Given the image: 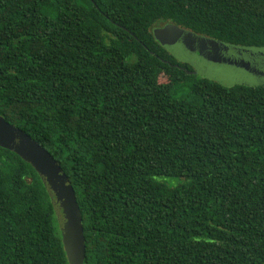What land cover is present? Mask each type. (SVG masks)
<instances>
[{"label":"trees","instance_id":"16d2710c","mask_svg":"<svg viewBox=\"0 0 264 264\" xmlns=\"http://www.w3.org/2000/svg\"><path fill=\"white\" fill-rule=\"evenodd\" d=\"M159 23L264 47V0H0V117L68 178L83 264H264V87L187 76ZM0 264H68L2 148Z\"/></svg>","mask_w":264,"mask_h":264},{"label":"water","instance_id":"95a60500","mask_svg":"<svg viewBox=\"0 0 264 264\" xmlns=\"http://www.w3.org/2000/svg\"><path fill=\"white\" fill-rule=\"evenodd\" d=\"M150 33L162 49L168 54H179L176 59L190 67L264 71V47L226 44L184 31L171 23L153 26ZM0 148L18 156L37 174L54 212L68 263L83 264L81 215L69 180L58 163L38 143L1 117Z\"/></svg>","mask_w":264,"mask_h":264},{"label":"rangeland","instance_id":"374dc122","mask_svg":"<svg viewBox=\"0 0 264 264\" xmlns=\"http://www.w3.org/2000/svg\"><path fill=\"white\" fill-rule=\"evenodd\" d=\"M165 23H159V25H164ZM158 26V25H156ZM155 27V26H154ZM182 29V28H180ZM184 31H188L182 29ZM176 62L182 63L178 61L176 58L179 57V54H169ZM183 64V63H182ZM192 71L190 76H195L202 80H207L213 82L217 85H220L225 88L233 87V86H245V87H264V71L255 72L249 70H240V69H229V68H217V69H201L199 67H191ZM187 93V89H183L181 91V95L183 93ZM172 181H177L174 179ZM67 260V259H66ZM68 263V261H67ZM69 264V263H68Z\"/></svg>","mask_w":264,"mask_h":264}]
</instances>
